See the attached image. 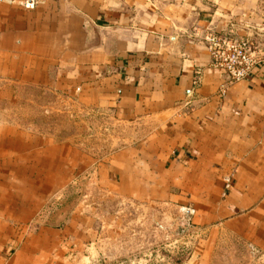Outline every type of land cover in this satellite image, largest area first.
Wrapping results in <instances>:
<instances>
[{
    "label": "crops",
    "instance_id": "1",
    "mask_svg": "<svg viewBox=\"0 0 264 264\" xmlns=\"http://www.w3.org/2000/svg\"><path fill=\"white\" fill-rule=\"evenodd\" d=\"M23 1L0 0V87L77 99L125 132L93 173L126 199L97 206L96 260L120 257L104 250L117 242L114 232L105 240L104 212L117 206L149 228L157 209L190 208L205 237L183 264H214L227 245L264 255V63L228 84L200 42L207 31L264 39V0ZM73 152L0 124V264H72L71 236L40 229L37 217Z\"/></svg>",
    "mask_w": 264,
    "mask_h": 264
},
{
    "label": "rangeland",
    "instance_id": "2",
    "mask_svg": "<svg viewBox=\"0 0 264 264\" xmlns=\"http://www.w3.org/2000/svg\"><path fill=\"white\" fill-rule=\"evenodd\" d=\"M0 124L37 133L52 143L71 144L76 150L68 178L51 193L37 218L40 229H55L57 237L71 236L72 264H101L95 258L97 206L103 202L115 206L126 199L113 195L119 186L112 183L111 178L93 173L102 169V159L117 149L111 147V137L125 132L105 116L87 111L77 99L21 85L0 87ZM16 169V164H8V174ZM43 169L41 166V171ZM109 208L110 211L104 212V218L109 219L103 228L105 240L114 232L117 242L113 245L105 241L104 250L117 251L120 257L105 260V264H183L197 247H201L205 237L185 224L181 212L167 216L157 209L152 213L149 228L143 227L139 212L133 219L128 211L119 210L118 206L115 210ZM113 216L115 223L111 219ZM101 228H98L100 233ZM82 235L88 238L87 244L80 242ZM81 247L86 249L87 259L76 257ZM63 249V243H58L57 251L63 252ZM213 263L264 264V255L227 245Z\"/></svg>",
    "mask_w": 264,
    "mask_h": 264
},
{
    "label": "built area",
    "instance_id": "3",
    "mask_svg": "<svg viewBox=\"0 0 264 264\" xmlns=\"http://www.w3.org/2000/svg\"><path fill=\"white\" fill-rule=\"evenodd\" d=\"M34 0H24L21 5L25 9H31L35 5ZM259 35L254 38H239L232 32L216 33L213 31L205 32L200 42L209 52L212 60V66L222 70L228 84L244 82L251 77L254 71L263 65L264 39ZM224 90L221 91V94ZM226 187L229 182L226 181ZM192 210L182 208L181 214L184 217L185 224L191 225Z\"/></svg>",
    "mask_w": 264,
    "mask_h": 264
}]
</instances>
